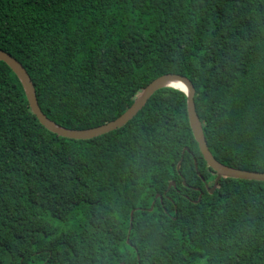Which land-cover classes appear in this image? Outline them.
Instances as JSON below:
<instances>
[{"label":"trees","instance_id":"trees-1","mask_svg":"<svg viewBox=\"0 0 264 264\" xmlns=\"http://www.w3.org/2000/svg\"><path fill=\"white\" fill-rule=\"evenodd\" d=\"M0 49L67 129L186 76L216 160L264 172V0H0ZM215 177L184 91L160 88L124 126L69 139L0 61V264H264V181L222 177L210 193Z\"/></svg>","mask_w":264,"mask_h":264},{"label":"water","instance_id":"water-1","mask_svg":"<svg viewBox=\"0 0 264 264\" xmlns=\"http://www.w3.org/2000/svg\"><path fill=\"white\" fill-rule=\"evenodd\" d=\"M0 61H3L10 69H12V71L19 78L23 86V89L25 91L29 107L33 112V114L37 117L41 125H43L46 129L61 137H66L69 139H77V140L91 139L124 126L129 120H131L138 113V111L142 109V107L145 105L147 100L155 91L163 87H173L168 83L170 81H176L182 84L183 87L186 89L185 95L187 101V116L194 139L197 142L199 150L204 160L206 161L207 165L216 174L213 186L211 187V189H209V192L212 193L214 191V189L218 185L220 178L222 177L243 179V180L264 181V172L230 168L218 162L216 158L212 155L206 144L202 124L196 113L195 103H194L195 88L191 83V81L186 76L174 74V73L161 75L156 79H154L153 81H151L137 96V98L134 100L132 105L129 108H127L122 114H120L117 118L97 127L78 130V129L64 128L56 124L52 120H50L42 112L36 98L34 84L28 72L24 68V66L15 57H13L8 52L0 49ZM186 150L187 148H184L183 152H185ZM194 162H195V168H197L196 160H194ZM179 166H180V162L178 163L177 168H179ZM171 186H175V183L170 182L168 188ZM155 197L160 198V200L162 199V197L159 194H157ZM200 197H201V193L196 202L200 200ZM154 202L155 201H153L150 207L148 208L149 211L153 209ZM133 212L134 209L130 212V225L128 232H130L131 230Z\"/></svg>","mask_w":264,"mask_h":264},{"label":"bare ground","instance_id":"bare-ground-1","mask_svg":"<svg viewBox=\"0 0 264 264\" xmlns=\"http://www.w3.org/2000/svg\"><path fill=\"white\" fill-rule=\"evenodd\" d=\"M168 84L171 85V86H173V87H175V88H178V89H180V90H182V91L185 90V88L183 87V85L180 84V83H178V82H176V81H170ZM184 92H185V91H184ZM185 93H186V92H185Z\"/></svg>","mask_w":264,"mask_h":264},{"label":"clouds","instance_id":"clouds-1","mask_svg":"<svg viewBox=\"0 0 264 264\" xmlns=\"http://www.w3.org/2000/svg\"><path fill=\"white\" fill-rule=\"evenodd\" d=\"M184 91L186 92V89Z\"/></svg>","mask_w":264,"mask_h":264}]
</instances>
